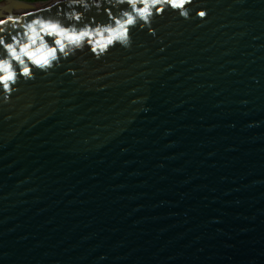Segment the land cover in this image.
<instances>
[{"label":"water","instance_id":"obj_1","mask_svg":"<svg viewBox=\"0 0 264 264\" xmlns=\"http://www.w3.org/2000/svg\"><path fill=\"white\" fill-rule=\"evenodd\" d=\"M191 8L0 95V264H264V0Z\"/></svg>","mask_w":264,"mask_h":264},{"label":"clouds","instance_id":"obj_2","mask_svg":"<svg viewBox=\"0 0 264 264\" xmlns=\"http://www.w3.org/2000/svg\"><path fill=\"white\" fill-rule=\"evenodd\" d=\"M193 3L194 0H45L44 10L56 8L54 15L9 13L0 19V95L8 102L21 78L35 79L34 70L48 73L63 59L85 48L96 59L117 45L129 49L134 28L147 27L155 35L151 25L156 17L170 10L191 19ZM8 8L9 3L4 4V9ZM93 11L95 15H86ZM105 13L106 19L96 18ZM207 15L205 8L196 10L201 20Z\"/></svg>","mask_w":264,"mask_h":264},{"label":"rangeland","instance_id":"obj_3","mask_svg":"<svg viewBox=\"0 0 264 264\" xmlns=\"http://www.w3.org/2000/svg\"><path fill=\"white\" fill-rule=\"evenodd\" d=\"M21 1H24V0H21ZM25 1L33 4V6H36V5H44V2H45V0H25ZM49 2H50V0H49Z\"/></svg>","mask_w":264,"mask_h":264}]
</instances>
